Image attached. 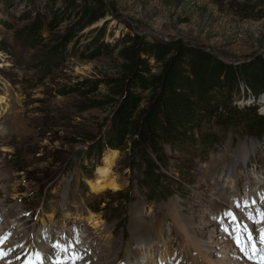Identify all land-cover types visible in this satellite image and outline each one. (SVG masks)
Instances as JSON below:
<instances>
[{
    "label": "rangeland",
    "instance_id": "rangeland-1",
    "mask_svg": "<svg viewBox=\"0 0 264 264\" xmlns=\"http://www.w3.org/2000/svg\"><path fill=\"white\" fill-rule=\"evenodd\" d=\"M85 2L90 6L97 0H76L77 4ZM102 2L107 16L81 28L82 22L60 0H0V124L4 121L10 128L7 135L0 136V210L15 206L24 216L6 234L7 242L2 245L0 256L3 257L10 248L5 253V260H10L11 264H26L28 260H35L37 254L42 255L41 248L49 249L50 245L37 237L44 221L56 229L64 226L69 232L95 234L102 230L103 234H95L97 237L103 235L99 242L112 245L111 235L106 239L105 230H114L117 244L110 254L117 255L128 244L133 212L138 206L150 219L154 220L156 215L162 219L170 247L167 249L166 246V249L171 255L180 254L186 264H201L189 257L190 245L184 236L181 238L174 217L177 223L192 222V233L198 238L199 232V237L204 239L213 232V225L221 223L217 219L233 209L234 197L240 198L242 203L247 200L241 199L250 190L248 186L245 189V184L250 183L255 188L262 180L253 175L264 178V128L251 133L227 126L222 121L220 126L212 124L214 121L211 126L203 123L195 131L194 147L184 148L187 152L169 145L165 147L168 165L154 171L164 177L157 185L150 176L147 161L134 156L131 141L120 149L106 144V139L112 137L113 110L107 106L89 109V102L101 99L107 93L102 81L117 77V62L114 57L106 56V49L117 48L128 34L137 33L154 43L180 40L228 62L251 63L258 57L264 59V0ZM42 30L43 33L38 34ZM96 53L100 55L96 56ZM151 64L155 66L156 61L152 60ZM95 83H100L99 90L90 93V85ZM241 85L244 86L243 82L239 87L245 96L233 100L232 105L241 109L255 107L264 117V92L254 99L246 86L244 89ZM252 141L250 160H239L247 148L245 145L249 151ZM110 149L120 152L114 171L120 175L121 190H94L88 181H94L95 169ZM229 162L238 164L233 176L239 191H234L236 194L232 196L220 195L219 190H214L215 186L226 189L222 182H229L232 175L226 171L213 177L212 172L215 166ZM230 183L233 187L234 180ZM241 208L246 209L244 204ZM79 210L84 213L95 211L100 215L101 219L96 217L103 222V227L94 231L91 217L95 215L91 213L88 221L76 219ZM179 211L193 221L181 217ZM139 212L136 214L140 216ZM8 219L7 216L0 217L2 234ZM155 223L162 231L157 217ZM228 229V241L231 242L235 237ZM223 231L222 227L220 232ZM244 231L246 234L247 230ZM220 235L225 241V234ZM161 236L162 233L159 238ZM24 240L28 245L20 247ZM181 244L183 252L179 249ZM28 246L30 248L24 250ZM94 247L91 251L96 253L98 247ZM90 256L89 253L83 261ZM172 257L181 264L179 255ZM123 258L121 254L122 263ZM90 264L103 262L98 258Z\"/></svg>",
    "mask_w": 264,
    "mask_h": 264
},
{
    "label": "trees",
    "instance_id": "trees-1",
    "mask_svg": "<svg viewBox=\"0 0 264 264\" xmlns=\"http://www.w3.org/2000/svg\"><path fill=\"white\" fill-rule=\"evenodd\" d=\"M60 1L75 13L81 28L108 14L102 0L90 6L86 2L77 4L76 0ZM53 14L56 16V12ZM106 50V56L117 62L118 75L102 81L107 93L91 100L89 109L107 106L113 110L112 137L106 139V144L120 149L131 141L134 156L147 161L157 185L164 177L154 171L168 165L165 147L187 152L184 148L194 147L195 131L203 123L211 126L214 121L212 124L220 126L222 121L251 133L264 128V117L255 107L241 109L232 105L233 100L244 95L241 82L254 99L264 92L261 57L251 63L228 62L180 40L154 43L137 33L128 34L117 48ZM99 86L100 83L91 84L90 93L97 92Z\"/></svg>",
    "mask_w": 264,
    "mask_h": 264
},
{
    "label": "bare ground",
    "instance_id": "bare-ground-1",
    "mask_svg": "<svg viewBox=\"0 0 264 264\" xmlns=\"http://www.w3.org/2000/svg\"><path fill=\"white\" fill-rule=\"evenodd\" d=\"M1 116H3V115L1 114ZM1 119H3V117H1ZM9 132H10V128L8 127L6 122L3 121L0 124V136H5ZM243 145H245V144H243ZM245 146L248 148L247 145H245ZM252 147H253V141L251 142V144L249 146V151L246 148L245 151L241 153L242 155H240V156H242V157L239 158V160L241 159L242 161H244L245 158H247L246 161L250 160V159H248V157H249L250 151H252V149H251ZM246 161H244V162H246ZM237 165H234V163L229 162L226 165L215 166L214 171L212 172L213 177H215L216 175L220 176L221 174H223L224 172L226 173V171H227L226 174H230V176L232 175L231 179L234 180V185L232 183L233 187H230L231 186V183H230L231 179H229V182H226L225 184L222 182V186H224V185L227 186L226 189H224L223 187H220V186L219 187L215 186L214 190L215 189L219 190L218 192L221 193L220 195L227 194L229 196H232L233 194H236V193H234V191H236L238 193L239 187H238V185H236V183H235L236 181H235L234 176H233V173H234L235 169L237 168ZM253 176L262 180L261 185L258 186V189L260 191L257 192V191H254L250 188V190L248 192H245L246 195L243 198H241V199H247V200H244L243 203L241 202V200H239L240 198L238 200H236V198L234 197L232 199L234 206L232 205L233 209L231 208V212H233V213L231 215H229L231 212L229 214H226V217H223L221 220V221L224 220L225 222H228V223L231 221V222H233V224L234 223L240 224V222L244 219V217H248L247 215H250L251 212H250L249 208H251L253 210L255 209L254 213L256 215L251 217V219L249 218L250 223L247 226H241L240 225V232L238 235L232 233L235 238L234 239L231 238V239H233V240H231V242L228 241V239H230L228 237L230 234V231L228 228L223 227L224 231L220 232L221 227L220 226L217 227L218 225H213L214 229H213L212 233L210 232V236L208 237V235L203 234L207 237L202 239L199 237L200 236L199 232L197 234L198 238L195 236V233H192L191 227L194 228L192 225V222H190L191 224L190 223H180V222L177 223V221L175 220V217H174V221L171 218V220L176 225V227H177V229L181 235V238H182V236H184L186 243L190 245L189 251L191 252L190 256L192 258V261H195V262L199 261L201 264H210V263L211 264H259L258 256L256 258H252V259L249 258L250 259L249 260L246 258L245 255H242L241 253H239L237 251L238 249L241 248V246H239L240 245L239 242H244V240H245L244 235H246V234L249 235V233H252L256 228L259 231H260V229L264 228V223H253L254 220L259 218L257 214L264 213V211L260 210L261 208H264V207H262V204L264 201V178H262L261 176H258V175H256V176L253 175ZM247 186L251 187L250 183L248 185H247V183L245 184V189ZM229 187H230V190H229ZM227 188H228V190H227ZM108 191H110V189H108ZM104 192H101V193H104ZM254 192H256L257 194ZM98 194H100V193H98ZM174 203L175 202L172 203V206L170 209V215L172 214V208L174 206L173 205ZM254 203L257 204V206ZM260 203H261V205H259ZM243 204L245 205L246 209L241 208L243 206ZM2 206H4V205H2ZM236 207H239V208L236 209ZM81 211L76 216L77 217L76 219H79V220L80 219H83V220L86 219L87 220L88 215L91 213V214L95 215L94 217L90 216L91 218H93L92 220H91V218H89L91 220V222H93V225H94V228L92 227V225H91V227L93 229H100L103 227V222L101 220H99L98 217H96V216L100 217V215L96 214L95 212L93 213L89 210L86 213L81 212ZM135 211L136 212L140 211L139 214H141V215L139 216L138 214H136ZM135 211L133 212V218H132L133 221H132L131 228H130L132 233L130 235V238L127 240L128 244L124 245V249L122 252H117V255L115 254L114 256H112L110 254V252H111L112 247L117 244V240L115 237V231L110 230V229L105 230V235H106V239L108 238L109 234L111 235L109 237V240L111 242H113L114 245H112L111 243L107 244V242H105V241H101L103 244L106 243V246L103 245L102 243L99 242L100 238L97 239V236L94 235V233L84 234V235L78 234L77 237H74V236H70V233L64 231V226H60V228H58L56 230L54 227H52V226L49 227L46 224L45 225L47 227H45V229L42 230L43 231L42 235L38 239L40 241L44 242L46 240H49L50 237H52L54 234V235H56V237H58V238H56L57 239L56 242L58 243L59 246H61V245L63 246V244H67V246H69L71 243L76 242V240H79L81 242L80 247H82V249L93 248L94 246H96V247H98L97 248V250L99 251L98 254H100L98 256L101 258L103 264H116V261L114 259L120 261V255L121 254H124L123 260L125 261L126 264H177V258L172 257V256H176V255H171L170 251L167 250L170 247L168 246V242L165 241L166 236H165V232H164V224H163L162 219H160L156 215L159 223L161 224V229H163L161 231L158 228L157 223H155L156 217L154 218V220L150 219L146 215V213L142 211V207L137 206ZM174 213H175V211H174ZM179 214L181 215V217L186 218V220L191 219L188 217H184L180 211H179ZM20 215H21V218L19 220ZM2 216H7V218H9V219L7 220V223L4 226L5 231L3 232V234L0 232V254L3 252V250H1V249H3L2 245H4V243H6V234L8 233V231L12 230L16 226V224L20 223L23 220L22 212H20L18 210V208L15 206H11V207H8L7 209L0 210V217H2ZM137 217L140 218V220H138ZM230 217H232V218H230ZM100 219H101V217H100ZM190 221H193V220L191 219ZM217 221H220V218H218ZM188 222H189V220H188ZM89 224H91V223H89ZM104 224L106 227L108 226V224H106V222ZM138 224L140 227H137ZM230 226H232V225H230ZM248 226H250V227L252 226V229H249ZM244 229L247 230L246 234L244 233L245 232ZM97 231H96V233L100 232L101 234H103L102 230H97ZM136 231H139L141 233V235ZM58 232H60V236L57 235ZM161 233H162V236L159 238V235ZM220 233H222V235L225 234L224 235V236H226L225 241L220 238L221 237ZM242 233H244L243 236H242ZM207 234H209V233H207ZM201 235H202V233H201ZM122 236H124L123 232H122ZM157 239H159L160 242ZM100 240H103V238ZM162 241H163V243H162ZM200 241H202V242H200ZM21 243H22V245L27 244L26 240L21 242ZM91 243H95V244L92 245ZM98 243L101 246L100 249H99V245L97 246ZM52 246H53V250H54V248L56 249V247H54L53 243H51V247ZM102 246H104V247H102ZM166 246H167V249H166ZM182 247H183V245L181 244V247L179 248L181 252H183ZM46 248L47 247H45L44 250H47ZM67 248L69 249V247H67ZM248 248H249V257H250L251 252H252V247H248ZM184 249L187 250L188 247H185ZM59 250L62 252V255L66 256V254L63 252L64 251L63 247ZM139 254L142 255L141 259L139 258ZM179 256L181 257V255H179ZM104 257H106V258H104ZM158 257H160V258H158ZM180 259L182 260L181 264H186V260L184 258L181 257ZM195 262H193V263H195ZM0 264H10V262L4 260ZM60 264H66V263L64 262V263H60Z\"/></svg>",
    "mask_w": 264,
    "mask_h": 264
},
{
    "label": "clouds",
    "instance_id": "clouds-1",
    "mask_svg": "<svg viewBox=\"0 0 264 264\" xmlns=\"http://www.w3.org/2000/svg\"><path fill=\"white\" fill-rule=\"evenodd\" d=\"M118 149H110L103 157L102 164L97 165L94 172V181H88L90 187L94 190L110 189L113 192L120 191V175L114 171L119 159Z\"/></svg>",
    "mask_w": 264,
    "mask_h": 264
},
{
    "label": "snow or ice",
    "instance_id": "snow-or-ice-1",
    "mask_svg": "<svg viewBox=\"0 0 264 264\" xmlns=\"http://www.w3.org/2000/svg\"><path fill=\"white\" fill-rule=\"evenodd\" d=\"M258 219L254 220L253 223H264V213H259L258 214ZM251 219V217H249ZM259 240L261 244H264V228L260 229V236ZM249 241L251 242V233H249ZM55 247V245H54ZM243 251V248L241 249ZM258 256V262L259 264H264V251H260L256 248L255 243H252V252L251 256L249 257L250 259L256 258ZM19 259V257H18ZM37 260H39V254H37ZM26 264H33L31 260H28ZM59 264V262H57Z\"/></svg>",
    "mask_w": 264,
    "mask_h": 264
},
{
    "label": "water",
    "instance_id": "water-1",
    "mask_svg": "<svg viewBox=\"0 0 264 264\" xmlns=\"http://www.w3.org/2000/svg\"><path fill=\"white\" fill-rule=\"evenodd\" d=\"M194 48H197L196 46H193Z\"/></svg>",
    "mask_w": 264,
    "mask_h": 264
}]
</instances>
